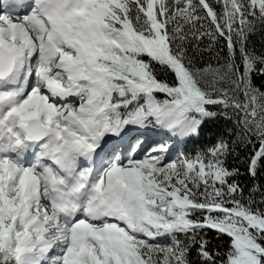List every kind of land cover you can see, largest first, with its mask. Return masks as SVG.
Here are the masks:
<instances>
[{"label": "snow or ice", "instance_id": "obj_1", "mask_svg": "<svg viewBox=\"0 0 264 264\" xmlns=\"http://www.w3.org/2000/svg\"><path fill=\"white\" fill-rule=\"evenodd\" d=\"M0 264H264V0H0Z\"/></svg>", "mask_w": 264, "mask_h": 264}, {"label": "trees", "instance_id": "obj_2", "mask_svg": "<svg viewBox=\"0 0 264 264\" xmlns=\"http://www.w3.org/2000/svg\"><path fill=\"white\" fill-rule=\"evenodd\" d=\"M208 130L209 131H213L214 129L213 128H209ZM210 142L211 141L208 139V136L205 135L199 141L190 142L188 147L194 150L196 147H203V146L209 144ZM241 180H242V183L245 184V185H250L251 184V181L248 179L247 176L242 177ZM245 190L247 191V188ZM216 243H219V241H216Z\"/></svg>", "mask_w": 264, "mask_h": 264}]
</instances>
